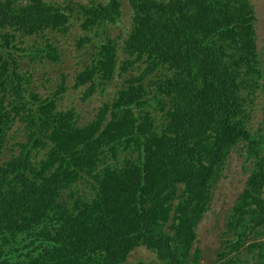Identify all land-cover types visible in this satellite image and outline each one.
<instances>
[{
  "label": "trees",
  "instance_id": "1",
  "mask_svg": "<svg viewBox=\"0 0 264 264\" xmlns=\"http://www.w3.org/2000/svg\"><path fill=\"white\" fill-rule=\"evenodd\" d=\"M126 1L130 28L117 41L107 30L123 0H0V264H126L139 246L156 256L133 264H201L198 224L242 142L250 173L215 264H264L254 4ZM72 18L86 32L77 45L93 46L76 85L84 97L116 87L89 121L59 106L65 76L44 94L16 56L24 38L66 33Z\"/></svg>",
  "mask_w": 264,
  "mask_h": 264
},
{
  "label": "rangeland",
  "instance_id": "2",
  "mask_svg": "<svg viewBox=\"0 0 264 264\" xmlns=\"http://www.w3.org/2000/svg\"><path fill=\"white\" fill-rule=\"evenodd\" d=\"M50 1L64 2L65 0ZM251 1L257 14V44L260 64L264 69V0ZM122 11L118 22L109 25L107 30V33L117 41H120L122 35L126 34L130 28L132 11L126 0H123ZM72 22L74 25L66 33L46 31V33L38 36L24 38L18 44L21 49L16 52V56L20 65L19 69L26 73L30 72L32 74L31 85L36 86L37 90L44 94L56 91L62 85L63 76H65L66 90L62 92L63 96L59 106L66 108L75 105L81 114L82 121H89L95 116L98 107L105 100H110L113 97L116 87L112 81L106 87L105 92H94L84 97L86 86H77L75 75L83 68L84 62L93 52V46L89 43L82 48L77 45V39L86 32L81 27V21L72 18ZM47 42H51L52 47L58 51L61 60L52 61L47 55L51 48V46L46 45ZM93 43L95 44L94 40ZM35 46L37 47L33 49ZM37 49L38 51H36ZM34 50L35 54L31 57ZM150 109L152 110V108ZM262 117L263 112L258 103L250 126L253 129L258 128ZM245 153L246 147L243 142L231 150L222 175L213 188L210 205L198 224L195 247L201 249V264H215L217 262V253L222 246L227 217L250 173V164L246 161ZM155 256L151 250L139 246L131 252L126 264H133L141 259L151 261Z\"/></svg>",
  "mask_w": 264,
  "mask_h": 264
}]
</instances>
